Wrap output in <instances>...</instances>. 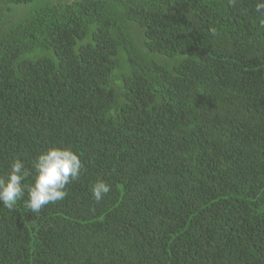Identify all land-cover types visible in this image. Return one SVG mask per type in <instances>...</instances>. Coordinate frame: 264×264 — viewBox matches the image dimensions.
<instances>
[{
  "label": "trees",
  "instance_id": "trees-1",
  "mask_svg": "<svg viewBox=\"0 0 264 264\" xmlns=\"http://www.w3.org/2000/svg\"><path fill=\"white\" fill-rule=\"evenodd\" d=\"M33 1L0 0V176L54 145L84 167L39 213L26 191L0 204V264H264L257 0H46L10 17Z\"/></svg>",
  "mask_w": 264,
  "mask_h": 264
},
{
  "label": "clouds",
  "instance_id": "clouds-1",
  "mask_svg": "<svg viewBox=\"0 0 264 264\" xmlns=\"http://www.w3.org/2000/svg\"><path fill=\"white\" fill-rule=\"evenodd\" d=\"M231 3L234 5L235 0ZM255 11L260 13L259 27L264 28V0H257ZM83 167L80 156L64 146L54 145L38 153L31 171L17 157L11 162L6 176H0V204L14 209L26 191L25 207L31 213H39L46 205L67 197V186L79 180ZM29 176L32 182L24 183ZM90 191L94 201L100 202L111 191V185L100 178L91 184Z\"/></svg>",
  "mask_w": 264,
  "mask_h": 264
},
{
  "label": "rangeland",
  "instance_id": "rangeland-1",
  "mask_svg": "<svg viewBox=\"0 0 264 264\" xmlns=\"http://www.w3.org/2000/svg\"><path fill=\"white\" fill-rule=\"evenodd\" d=\"M46 0H34L33 2H31L30 4H26V5H20V6H14L13 7V10L15 11L14 13H12L13 15H11L10 17L12 16H16V17H20V16H23L29 12H32V11H35L37 10L40 6L44 5ZM16 17H13L12 21L14 20V18ZM16 21V20H15ZM14 22V21H13Z\"/></svg>",
  "mask_w": 264,
  "mask_h": 264
}]
</instances>
